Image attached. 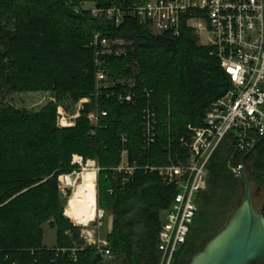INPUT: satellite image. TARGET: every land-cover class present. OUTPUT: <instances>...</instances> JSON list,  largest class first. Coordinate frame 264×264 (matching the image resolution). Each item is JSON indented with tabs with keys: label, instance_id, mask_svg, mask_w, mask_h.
Wrapping results in <instances>:
<instances>
[{
	"label": "trees",
	"instance_id": "1",
	"mask_svg": "<svg viewBox=\"0 0 264 264\" xmlns=\"http://www.w3.org/2000/svg\"><path fill=\"white\" fill-rule=\"evenodd\" d=\"M84 1L100 7L121 2L0 0V264L102 263L103 255L94 246H81L79 227L64 215L67 200L58 188V176L73 170V154L95 159L100 167L98 205L113 216L106 235L110 257L115 254L117 264H159L162 212L171 205L177 189L163 183L155 172L138 171L130 182L120 184L112 171L120 161V134L128 137L131 159L153 165L181 159L180 140L188 136V125H201L210 103L230 86L211 48L198 44L185 24L179 36L153 34L135 17L126 16L114 26L82 8ZM94 33L124 41L123 53L104 56L111 79L131 78L137 89L152 90L156 136L145 154L141 97L130 104L102 97L98 103L108 115L99 120L94 132L85 114L73 126L59 127L56 104L49 102L29 112L7 101L15 93L36 91L74 100L93 97L95 66L90 43ZM235 144L232 136L226 137L210 157L207 185L196 196L198 208L189 234L170 264H187L243 200V182L232 171L241 159L244 174L264 192V137L249 152ZM259 211L264 216V199ZM46 222L57 229L55 247L43 245ZM74 245L75 258L68 250Z\"/></svg>",
	"mask_w": 264,
	"mask_h": 264
},
{
	"label": "built area",
	"instance_id": "2",
	"mask_svg": "<svg viewBox=\"0 0 264 264\" xmlns=\"http://www.w3.org/2000/svg\"><path fill=\"white\" fill-rule=\"evenodd\" d=\"M82 8L89 9L90 14L100 22L114 26L120 25L126 16L135 17L158 35L168 33L179 36L181 26L185 24L196 35L198 44L211 48L210 54L217 57L230 78L229 88L210 103L202 124L188 125V136L180 140L184 148L181 159L169 158L167 163L159 165L131 159L128 137L125 133L120 134V161L112 168L120 184L130 182L138 171L155 172L163 183L177 189L171 205L162 212L157 236L160 264H170L175 251L189 234L198 208L196 196L206 188L208 163L221 141L232 136L237 149L248 151L264 137V0H136L132 3L121 0L118 5L108 7L96 4L88 7L82 3ZM75 11L78 12V9ZM122 44V39L112 40L94 33L90 45L94 49L95 92L93 97H82L78 102L80 108L83 104L90 105L85 117L94 127V132L99 120L108 115L107 110L99 106L102 97L117 104L135 103L141 97V148L145 154L156 136L157 117L150 100L152 90L137 89L131 78L111 79L104 57L123 53ZM58 113L62 115V111ZM77 117L79 115H75ZM73 125L72 121L61 117L60 127ZM175 156L179 157L178 154ZM83 162L81 155H72V165H82ZM89 162L96 163L94 159L86 161ZM239 167L238 164L232 168L237 176ZM63 177L68 184L69 175L61 174L59 179ZM63 186L60 182L62 191ZM105 214L104 209L97 208L93 221L100 225ZM85 239L86 244L94 246L103 256L110 257L107 239L96 241L86 236ZM68 250L75 258L77 247Z\"/></svg>",
	"mask_w": 264,
	"mask_h": 264
},
{
	"label": "rangeland",
	"instance_id": "3",
	"mask_svg": "<svg viewBox=\"0 0 264 264\" xmlns=\"http://www.w3.org/2000/svg\"><path fill=\"white\" fill-rule=\"evenodd\" d=\"M84 6H93L95 3L93 1H84ZM7 101L9 104L13 105L16 109H26L29 112H35L39 111L42 107H44L49 102L56 104V118L55 123L57 126L60 125V119L61 117H65L67 120L72 121L75 123L76 119L75 115H79V117L82 114H85L84 111L86 109V105L89 104H83V107L80 108V104L78 100H74L70 98L68 95L57 97L56 95L52 94L50 91H36V92H28V93H15L7 98ZM90 108V107H89ZM61 109V110H60ZM89 110V109H88ZM58 111H62V115L58 113ZM59 120V121H58ZM60 127V126H59ZM88 160V159H87ZM87 160H84L82 165L74 164V168L69 173H62L64 175H69L70 181H68V184L65 183L64 177L60 180L59 175L58 176V188L60 192L62 193L63 197L66 198V205L64 208V215L72 221V223L75 226L79 227V238L83 241L82 245H88L86 244L87 241L85 239V236L88 237V239L94 238V240L98 241L99 239H107L106 235L110 232L112 228V214L111 212L106 211L105 216L100 221V225L98 222L90 221L87 225H81L77 224L75 222V215H68V206L70 197L76 191L81 184L85 181L87 178V174L90 173L94 180V186H95V199L97 208H101L98 205V198H97V174L93 173L92 167H95L97 170V161L96 163H92V165H89L86 163ZM96 179V181H95ZM60 182L64 185L63 191L60 189ZM251 190L253 192L252 196V202L254 207L259 210L261 208V205L263 203L264 199V192L261 190H257V188L251 183ZM70 191V193H68ZM74 214V213H73ZM95 219V218H94ZM43 230V238L42 242L45 247H55L57 246V229L55 226L49 225L48 222L44 223L42 225ZM87 230H94L92 233H87ZM68 233V230L66 231ZM73 247H77V245H74ZM101 264H117V256L112 253V256H103V261ZM160 264V263H159ZM256 264H264V261L258 262Z\"/></svg>",
	"mask_w": 264,
	"mask_h": 264
},
{
	"label": "water",
	"instance_id": "4",
	"mask_svg": "<svg viewBox=\"0 0 264 264\" xmlns=\"http://www.w3.org/2000/svg\"><path fill=\"white\" fill-rule=\"evenodd\" d=\"M239 165V176L244 185L243 200L229 214L223 227L187 264H256L264 261V216L253 205L251 182L244 174L243 159Z\"/></svg>",
	"mask_w": 264,
	"mask_h": 264
},
{
	"label": "bare ground",
	"instance_id": "5",
	"mask_svg": "<svg viewBox=\"0 0 264 264\" xmlns=\"http://www.w3.org/2000/svg\"><path fill=\"white\" fill-rule=\"evenodd\" d=\"M88 164L92 165L91 162ZM92 171L94 174H97L95 167H92ZM67 179L70 181L69 177ZM68 208V215H75L73 218L77 224L87 225L90 221L94 220L97 204L95 199L94 180L90 173L87 174L85 181L70 197Z\"/></svg>",
	"mask_w": 264,
	"mask_h": 264
}]
</instances>
